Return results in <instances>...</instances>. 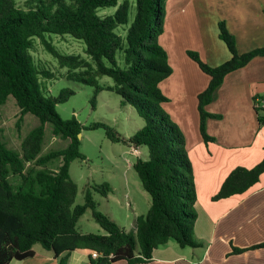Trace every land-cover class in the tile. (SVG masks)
<instances>
[{
	"label": "trees",
	"instance_id": "trees-1",
	"mask_svg": "<svg viewBox=\"0 0 264 264\" xmlns=\"http://www.w3.org/2000/svg\"><path fill=\"white\" fill-rule=\"evenodd\" d=\"M166 1L136 0L135 19L123 37L116 30L129 24V0L121 4L119 0H27L24 7L17 0H0V106L13 97L22 116L31 114L40 121L24 138L21 152L9 149L0 135V264L34 257L37 244L51 251L57 264H67L71 253L79 249L100 255L91 264H138L151 261L154 251L170 241L182 248L199 246L194 238L198 215L193 165L181 129L163 108L168 98L160 89L173 73L168 54L159 42L164 33ZM105 8L117 10L113 15L101 16ZM218 29L219 38L231 53L230 60L211 67L197 52L188 51V56L210 77L208 87L198 96L200 132L207 143L215 141L207 132V121L217 116L206 108L215 100L225 78L255 58L264 57V47L240 54L237 40L224 21ZM49 34L70 35L82 41L89 60L59 52L46 39ZM36 40L61 68L67 69L69 80L94 86L96 93L115 92L124 106L133 107L143 119L144 126L129 138L118 137L103 123L89 127L104 129L113 142L148 151L147 159L138 158L133 165L151 197L147 213L136 219L135 232H127L97 209L94 193L106 198L112 190L108 184L88 189L84 204H76L78 185L71 178L70 165L76 159H85L79 138L84 127L75 117L63 120L56 111V106L67 102L75 91L64 89L57 97L44 94L40 80L53 78V73L35 62L32 51ZM118 54L123 57V67ZM99 77L113 79L114 85L100 86ZM48 124L52 125L53 135L68 140L69 146L42 155ZM60 158L61 165L50 169L49 165ZM263 173L264 160L252 169L236 168L213 200L244 194ZM88 210L105 234H83L78 230ZM260 249H264V241L235 248L234 254Z\"/></svg>",
	"mask_w": 264,
	"mask_h": 264
},
{
	"label": "crops",
	"instance_id": "crops-1",
	"mask_svg": "<svg viewBox=\"0 0 264 264\" xmlns=\"http://www.w3.org/2000/svg\"><path fill=\"white\" fill-rule=\"evenodd\" d=\"M222 21L235 36L240 54L264 47V0L165 3L164 33L159 42L168 54L173 73L160 89L168 98L163 108L181 129L193 165L198 215L194 238L199 246L182 248L176 243L178 249L170 241L154 251L151 261L138 264H264V249L234 254L235 248L264 241V173L244 194L213 200L233 170L252 169L264 160V123L260 122L264 120V57L229 74L215 101L207 106V112L217 116L207 121V132L215 141L205 142L200 132L198 96L208 87L210 77L188 56V51L197 52L212 67L230 60L231 53L219 38L218 24ZM34 252V257L10 264L58 263L51 251L38 252L34 248ZM93 252L76 250L67 264H91Z\"/></svg>",
	"mask_w": 264,
	"mask_h": 264
},
{
	"label": "rangeland",
	"instance_id": "rangeland-1",
	"mask_svg": "<svg viewBox=\"0 0 264 264\" xmlns=\"http://www.w3.org/2000/svg\"><path fill=\"white\" fill-rule=\"evenodd\" d=\"M124 1L119 0V4ZM129 1L132 4L129 24L116 30L123 37L126 36L127 30L136 16V0ZM17 2L20 7H24L27 0H17ZM116 10L117 8H105L100 11V15H113ZM46 39L63 54L78 55L89 60L85 51V44L70 35L49 34ZM32 54L37 64L53 73V78H41L40 80L45 95L57 97L64 89L75 91V95L67 102L56 106V111L63 120H71L75 117L84 127L80 139V152L85 159H76L70 165L71 178L78 185L76 204H84L88 189L108 184L112 189L110 198L107 199L98 193H94V199L98 205L97 209L109 215L126 231L133 232L136 216L145 215L147 213L146 208L151 203V197L144 190L139 176L133 168L138 158L147 159L148 151L146 148L133 149L122 142H113L108 138L104 129L92 130L89 127L95 123H103L111 127L118 137L129 138L144 126L143 119L138 116L133 107L124 106L121 97L115 92L104 90L96 93L94 86L69 80L67 69L59 66L57 60L39 40H36ZM117 58L119 65L123 67L122 55L118 54ZM98 82L102 87L114 85L113 79L109 77H99ZM94 97L95 106L93 104ZM174 123L176 124V122ZM39 125L40 121L35 116L31 114L21 115L13 97H9L7 103L0 106V135L3 142L11 150L21 152L24 138ZM68 146L69 141L54 136L52 125L48 124L42 155L64 150ZM61 163V158L56 159L49 165V168L56 169ZM78 230L94 234L105 233L92 217L91 210H88L80 219ZM171 243L176 244L175 242ZM34 248L38 252H48L39 244L35 245Z\"/></svg>",
	"mask_w": 264,
	"mask_h": 264
},
{
	"label": "built area",
	"instance_id": "built-area-1",
	"mask_svg": "<svg viewBox=\"0 0 264 264\" xmlns=\"http://www.w3.org/2000/svg\"><path fill=\"white\" fill-rule=\"evenodd\" d=\"M92 256H93L94 259H97L100 255L98 253H96V252H93Z\"/></svg>",
	"mask_w": 264,
	"mask_h": 264
},
{
	"label": "water",
	"instance_id": "water-1",
	"mask_svg": "<svg viewBox=\"0 0 264 264\" xmlns=\"http://www.w3.org/2000/svg\"><path fill=\"white\" fill-rule=\"evenodd\" d=\"M79 138L81 139V134L79 135Z\"/></svg>",
	"mask_w": 264,
	"mask_h": 264
}]
</instances>
